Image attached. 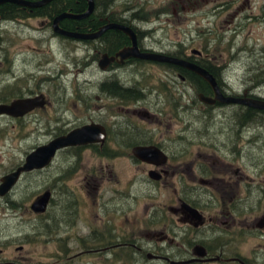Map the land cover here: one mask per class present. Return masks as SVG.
<instances>
[{
    "label": "flooded vegetation",
    "instance_id": "af4514ba",
    "mask_svg": "<svg viewBox=\"0 0 264 264\" xmlns=\"http://www.w3.org/2000/svg\"><path fill=\"white\" fill-rule=\"evenodd\" d=\"M207 4H212V7L204 8ZM87 11L89 14H85ZM225 12L237 24L231 32L235 37L243 35L249 26H264V0L0 2V105H11L8 112L0 113V133L3 130L2 123L5 122L8 126L5 138L13 140V145L18 143V136L28 137L25 127L29 120L40 121L45 117L52 101L45 91L44 74H55L57 71L54 58L37 54L35 61L29 63V53L13 52L12 45L20 37L24 38L30 30L43 29L48 31L45 37L50 35L54 40L76 43L88 51V58H92L90 64L96 63L100 69V61L107 55L108 66L101 69L107 78L101 83V90L107 96L118 98L120 102L135 100L134 107L126 111V114L119 113L109 119L105 117L103 121L90 116L53 137L67 134L85 124L98 123L105 129L103 140L59 149L49 165L40 169L22 170L15 181L10 178L13 185L8 190L0 189V198L8 206L13 209L22 208L23 215L31 212L39 216V228L45 229L46 220L51 222L53 217L49 208L56 199L54 191L48 188L37 192L34 200L47 190L51 192V198L45 212H36L31 208L33 202L30 204L28 198L20 196L23 191H19V184L23 179L28 180L31 174L51 166L62 150L90 152V156L85 159L86 166L78 168L76 164L74 167L72 178L75 183L70 192L72 209L69 217L57 216L53 219L57 256L63 264L66 261H69L68 264H104L110 259V253L124 255L125 252L134 255L136 260L146 257L167 264H254L251 255L236 250V240L238 234L242 233L246 236H264V207L255 219L250 220L248 216V212L257 210V205L264 204V158L262 162H254L251 153L255 146H260L264 157L263 131L253 132L256 127L264 129V110L241 102L205 101V97L215 98L216 91L205 78L189 67L168 60L136 55L122 58L118 55L120 51L132 49L136 44L140 53L176 57L205 68L216 77L225 96L264 99V96L254 93L253 87L246 82L247 87L244 86L243 91H236L223 80L231 61L224 62L222 57L209 52L212 40L220 42L217 31L216 36L209 34L210 37H204L203 45L193 44L194 40L203 37L204 32L200 28L202 22L218 19L219 14ZM65 13L71 15L61 17L58 26L66 31L92 35L105 29L100 35L88 38L60 33L55 30L54 23L57 17ZM217 23L215 21L214 25ZM179 26H183L182 31L178 30ZM122 27L134 32L135 41ZM173 32H181L184 40L170 39ZM187 37L192 45L187 44ZM256 40L260 42L258 38ZM248 45L251 56L256 59L263 49L262 44L254 41ZM232 50L235 48L232 47ZM263 58L264 55L260 56V59ZM263 63H256L259 65L254 69L256 73L264 72ZM249 68L253 69L254 65ZM130 69L138 74L136 79L124 83L120 78H113L119 75V71L130 72ZM146 75L158 78L159 87L163 88L142 81L141 78ZM178 81L183 85L180 86ZM153 88L165 92L167 101L171 95L166 92L172 88L175 95L183 97L185 102L176 96H171L172 100L169 101H174L175 109L183 113L179 115L181 121H174L173 113L168 118L164 108L167 101L162 95L156 104L146 103V91ZM30 99H33L31 109L24 104V101ZM254 109L257 111L253 114ZM160 114L166 116L159 120ZM175 130L182 139L188 138L184 146H174ZM24 143L26 145L28 142L22 141L20 147H12V152L7 147L5 150L0 148V156L5 153L10 164L0 174V186L6 176L14 175L24 166L29 154L39 146L29 147ZM191 143L198 146H189ZM136 147H150L154 156L142 159L134 154ZM125 156L128 168L127 163L122 164ZM246 158L249 162L244 161ZM249 165L257 166L256 170ZM140 183L150 187L156 185L172 188L168 201L152 208V215L161 214L155 219L163 221L162 228L151 229L141 237L123 236L116 242L112 241L106 222L109 223L115 212L125 213V209L110 204V193L112 198L118 197L125 194V185L134 191ZM94 190L97 192L95 202L98 205L105 203L104 210L83 212L82 196L88 197ZM133 191L129 194L137 200L139 195ZM22 199L24 201L17 207L18 201ZM3 210L9 212L6 208ZM65 218H71V226L63 223L62 219ZM117 230L118 234L126 235L125 230ZM25 233L19 242L11 243L18 244L14 256L6 257L7 246L10 244L0 246V264H30L28 252H25L24 243L28 238Z\"/></svg>",
    "mask_w": 264,
    "mask_h": 264
},
{
    "label": "rangeland",
    "instance_id": "374dc122",
    "mask_svg": "<svg viewBox=\"0 0 264 264\" xmlns=\"http://www.w3.org/2000/svg\"><path fill=\"white\" fill-rule=\"evenodd\" d=\"M211 7L212 4L204 6L206 9ZM219 15L220 17L218 19L214 18L210 22H202L200 28L204 32L203 37L194 40L195 42H193V44L199 43L203 45L205 43L204 37H210L209 34H213L214 36L218 34L220 42H213L212 40L210 42L211 46H209V52L222 57V61L224 62L228 63L231 61V66L225 71L226 73L223 75V80L236 91H243L244 88L247 87L245 85L248 84L253 87L252 90L254 93L264 96V72L256 73L254 71L256 66H259L256 65L258 61L264 62V58L260 59V56L264 55V26H249L248 29L243 32V35L235 37L231 32L237 24L232 20L231 15L226 12ZM215 21L218 22L217 25H214ZM182 28L183 26H179L178 30L182 31ZM211 29L213 30L211 31ZM251 30L252 33L250 32ZM46 33H48V31L43 29H38L36 31L30 30V32L26 33L24 38L20 37V39L12 45V49L15 54L17 52L29 53V63L35 61L34 58L37 54H43L46 58L51 57L56 59V73L44 74L45 91L50 95L49 98L52 102L44 118L40 121L29 120L26 123L25 130L29 133L28 137L22 138L18 136V143L16 145H13V140L9 137L5 138L8 126L3 122V130L0 133V148L2 150H5V147H7L9 148V152H12L13 150H11V148L14 146L20 147L22 141L28 142L26 145L25 143L23 144L25 146H38L42 143H47L55 135L73 128L78 123L90 118V116L97 117L103 121L105 117L109 119L113 118V115L119 113L126 114V111L134 107L135 100L129 99L120 102L118 98L107 96V94L101 90V83L107 78V74H104V71H102L96 63L94 65L90 64L92 58H88V51L80 48L76 43L67 40H54L50 38V35L45 37L44 34ZM229 34H231L230 37ZM171 35L172 37L170 39L181 38L184 40V35L181 32L180 34H175L173 32ZM228 38L230 41H228ZM256 38H258L260 42H258ZM190 41V38L187 37V44L192 45ZM254 41L260 45L262 44L263 48L260 53L257 54L256 59L251 56V50L248 45L249 42ZM232 47H234L235 50H232ZM237 53L239 56H237ZM94 60L95 59H93V61ZM251 65H254L253 69L249 68ZM132 71L135 70L130 69V72H118L119 75H114L113 78H120L122 82L128 83L138 76V74ZM141 79L144 82H152L153 85L159 87L158 78L146 75ZM178 84L180 86L183 85L180 81H178ZM160 88L163 87L161 86L159 89ZM146 93L147 96L144 98L147 104L151 102L156 104L160 95L167 101L164 96L165 92H160L159 90L155 91L153 88L152 90H147ZM166 93L170 94L172 98L175 96L181 97L182 101L185 102L180 94V96L177 94L175 95L174 88ZM171 96H168L169 101L172 100L170 99ZM169 101H167V105L164 106L168 118L170 113H173V120L181 121L179 115H183V113L175 109L176 104L173 103L174 101ZM186 102H188L187 99ZM130 114H132V112H130ZM166 114H160L159 120L163 119ZM55 115L56 117H54ZM51 116L53 117L51 118ZM146 125L150 126L148 123ZM257 130H262L264 137V129L256 127L253 131L254 134ZM177 134L175 130L173 133L174 146H184V142L188 141V138L182 139V137H179ZM189 135L192 137V134ZM189 146H198V144L191 143ZM259 147L255 146L253 151H251L254 162H262L264 158L263 149ZM89 154L90 152L87 151L81 153L77 150H62L58 153L57 158L51 166L31 174L28 180L26 179L24 181L23 179L19 184V191H23L20 196L24 195L26 199L28 198L30 204L36 197L37 192L48 188L54 191L53 194L56 196V199L52 201L51 207L49 208V213H51L53 217L51 222L46 220L45 229L40 230L39 228V216L31 212L28 215H23L22 208L13 209L6 204L4 199L0 198V246L10 244L7 246L6 257L14 256L18 244L11 243L14 241L19 242L22 238V234L26 232L25 235L28 234V238L25 240L24 244L26 249L25 252H28L30 264H63L57 256L53 219L57 216L69 217L72 209L70 192L75 183V180L72 178L75 173L74 167L76 164L78 168L86 166L85 159L90 156ZM125 158L124 160L123 157L122 164L123 162H125V164L128 162L126 156ZM244 161L249 162V159L246 158ZM9 166L10 164L7 160V156L4 153L0 156V174ZM249 166L254 170L257 168L255 165ZM126 167H129L128 163ZM125 186V194L122 193L123 195L121 194V196L112 198V194L110 193V204L125 209V213L118 214L115 212L110 217L109 223L106 222L111 232L109 238L115 242L118 238L121 239L123 236L125 238L134 236L141 237L151 229H161L163 221L155 219L157 216H161V214L156 216L152 215V208L158 203L167 202L169 195L172 193V188L165 186L155 185L150 187V185L140 183L136 185L134 191L132 187ZM108 190L110 189L108 188ZM130 191L139 195L137 200L131 197L129 194ZM96 194L97 192L94 190L88 197L82 196L83 212L92 211L95 213L96 211L101 212L104 210L103 204L105 203L102 202L101 205L96 204ZM23 201L24 199L18 201L17 207H19ZM257 207V210L254 212H248L250 220L255 219L257 215L261 214L260 212L264 204H259ZM3 208H6L9 212H5ZM62 220L63 223L71 226V218ZM50 229H52L53 232H50ZM117 229L125 230L126 235L118 234ZM236 250L240 253L251 255L254 264H264V236L254 234H248L246 236L243 233L242 235L238 234ZM68 263L69 261H66V264ZM104 264L167 263L157 262L146 257H140L139 260H136L134 255L125 252L124 255H121V253L112 255V253H110V259Z\"/></svg>",
    "mask_w": 264,
    "mask_h": 264
},
{
    "label": "water",
    "instance_id": "95a60500",
    "mask_svg": "<svg viewBox=\"0 0 264 264\" xmlns=\"http://www.w3.org/2000/svg\"><path fill=\"white\" fill-rule=\"evenodd\" d=\"M1 1L2 0H0V2ZM90 9H92V1L90 2ZM85 14H89V11H87ZM64 15H71V14H67V13L62 14L61 16L56 18L55 23H54L55 30L59 31L60 33L71 35V36L88 38V37H95V36L100 35L105 29V28H102L99 32H96L92 35L79 34V33H73V32L66 31L58 26L59 19L63 17ZM73 16H77V15H73ZM80 16L81 15H78L77 17H80ZM122 29H124L127 33L131 34L133 40L135 41L134 32H132L127 27L126 28L122 27ZM134 46H135L133 47L134 50L133 48L124 49L120 51L118 55L121 56L122 58L127 57L129 55H136L141 58H149V59H154V60H168L173 63L179 64L185 67H189L195 70V72H197L203 78H205L214 87L216 91L215 98L205 97L204 98L205 101H208L211 103L214 102L215 100H219L221 102H241L253 108L264 110V99L255 98V97L235 98L232 96H225L219 87V83L216 77L212 75L211 73H209L205 68L201 66L195 65L189 61L179 59L176 57H167L161 54H154V53L153 54L140 53L136 44ZM108 63L109 62L107 59V55H104L100 61L101 69L103 70L106 69L108 66ZM32 101L33 99L26 100L24 101V104L29 105V109H31ZM10 106L0 105V113L4 111L8 112L10 110L8 109ZM104 138H105V129L101 124H98V123L85 124L83 126L72 129L67 134L59 135L51 139L48 143L39 145L35 150H33L27 157V161L23 167H21L14 175H8L5 177L4 179L5 181L0 186V189L8 190L13 185L11 184L12 181H10V178L12 177L13 181H15L17 178V175L22 170L40 169V168H43L49 165L59 149L70 147V146H75V145H84V144H88L92 142H97V141L103 140ZM134 154L146 160L154 156V153L150 147H136L134 149ZM50 198H51L50 191L47 190L43 192L36 200L33 201L31 208L36 212H45L50 203Z\"/></svg>",
    "mask_w": 264,
    "mask_h": 264
},
{
    "label": "trees",
    "instance_id": "16d2710c",
    "mask_svg": "<svg viewBox=\"0 0 264 264\" xmlns=\"http://www.w3.org/2000/svg\"><path fill=\"white\" fill-rule=\"evenodd\" d=\"M253 111H255V112H253V114H254V113H256V111H257V110H256V109H254Z\"/></svg>",
    "mask_w": 264,
    "mask_h": 264
}]
</instances>
